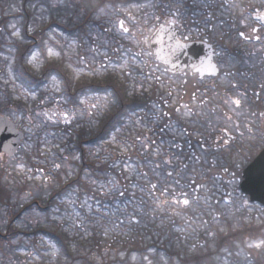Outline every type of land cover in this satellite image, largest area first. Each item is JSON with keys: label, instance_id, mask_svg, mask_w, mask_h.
Returning <instances> with one entry per match:
<instances>
[{"label": "flooded vegetation", "instance_id": "1", "mask_svg": "<svg viewBox=\"0 0 264 264\" xmlns=\"http://www.w3.org/2000/svg\"><path fill=\"white\" fill-rule=\"evenodd\" d=\"M81 5L82 13L68 4L69 65L56 71H65L66 78L64 83L54 78L60 87L55 107L62 102L65 108L62 124L71 157L78 150L82 154L72 158V166L81 163L77 172L88 176L101 171L98 212L104 210L99 198L108 153L112 169L128 178L123 184L115 180L121 193L136 192L144 183L150 200H162L153 205L164 220L158 232L178 234L190 227L196 246L208 235L264 218V206L252 203L242 189L245 173L264 157V0H83ZM77 13L80 23L73 20ZM171 19L178 24L168 23ZM160 31L164 42L179 39L187 45L178 60L172 57L175 68L165 62L168 46L164 62L155 56L151 42ZM201 61L217 71L197 72L192 65L201 67ZM183 199L189 204L177 203ZM96 206L87 204L92 214ZM121 213L119 226L128 236L137 234L139 221L130 222L134 208Z\"/></svg>", "mask_w": 264, "mask_h": 264}, {"label": "trees", "instance_id": "2", "mask_svg": "<svg viewBox=\"0 0 264 264\" xmlns=\"http://www.w3.org/2000/svg\"><path fill=\"white\" fill-rule=\"evenodd\" d=\"M30 4L31 0H21L19 7L21 12L9 14L11 11L10 2L0 0V116H5L4 112L8 107L14 106V108L22 110L26 108L21 101L17 104L12 101V92L6 88L3 82L2 76L6 75V57L10 56L13 59L12 74L16 86L21 87L30 94H36L38 97L40 95L41 100H43V90L49 87L53 78L59 79L61 83L65 82V71H62V73L56 72L59 68L52 62H46V69L43 72H36L28 65V60L33 54L39 52L42 58L47 61L48 45L65 58L67 47H64L63 44L55 45L50 42L49 32L61 33L62 38L64 37L62 40L66 41L71 34L70 27L68 24L64 25L53 20L48 24L40 23L37 20L32 22V16L27 12V7ZM33 24H41V28L35 35H31L29 31L30 26H33ZM12 26L19 28L21 38L9 42L8 38L11 39L13 35ZM63 92L66 98L65 88ZM2 96L7 98V106L1 104ZM42 103L37 106L42 107ZM57 140H60L63 154H58L57 159H55L56 162L52 166L47 167L39 164L44 158L40 145L37 146V149H32V151L26 153V166L33 171V176L39 174L42 178L41 183L36 185L39 190L36 197L31 190L28 179L26 177L22 178L17 173L16 168L9 165L7 158L6 163L0 166V212L3 220V230H0V256L2 260L19 262V260H22L21 252L23 251L29 254L27 257L29 259H34V257L41 259L39 264H149L145 261L146 258L152 260L151 264H163L161 255L166 260L165 264H226L227 262L228 264H264V246L260 248L249 247L250 244L264 241V223L259 225L249 223L238 230L228 229L224 232H218L213 237L208 235L204 240L205 244L196 246H193L194 241L191 242L188 238H181L173 232H158L156 226L152 227L154 232L151 228L152 232L146 231V235L137 233L128 236L126 240L120 237L111 241H106L100 230H95L94 227H91L93 235L90 239L85 240L83 233H80V230H84L81 223L76 226L77 234L73 236L67 235L62 225L53 231L46 229L22 231L19 229L18 224L24 216L35 211L50 218L57 210L66 211L62 206L67 200L76 201V209L83 217L88 219L89 225L85 226H94L98 221L120 227L118 221L124 219L121 211L123 209L132 211L134 208V214L137 215V208L139 207L148 226L152 225L153 220L162 219V217L159 218L161 213L158 212L161 210L153 207V205L162 204V200H150L148 198L150 191L144 183L143 186L138 185L136 192L130 190L123 195L119 192L118 187L108 193L104 191V194L100 195L99 198L103 203L104 210L99 213L97 209L99 203L97 181L101 171H91V176H88L83 170L80 174L77 172V168H81V163L77 168L72 166V158L82 157V154L78 150L71 157L65 126L60 133L58 132ZM27 142L28 137L26 136L23 146ZM35 159L38 163L34 164ZM62 164L69 166L63 177L60 174ZM56 165H59V167L57 168ZM112 167L111 155L107 153L104 183L113 179L114 181H123L121 182L123 184L124 180L128 179L126 173L120 175ZM138 183L140 182L138 181ZM25 194H31L33 197L28 204L22 203ZM141 202H143V205ZM87 204L91 206L97 204L91 216H86L85 206L87 207ZM155 235L159 240H154L155 237L153 236ZM162 240L163 245L159 243ZM45 241H49L58 249L59 256L57 258L50 259L44 256L42 245ZM167 245L169 246L167 247ZM151 252H153V256ZM122 253L125 254L123 258L119 256ZM133 255L139 256L142 261L133 263ZM49 259L54 262H48Z\"/></svg>", "mask_w": 264, "mask_h": 264}, {"label": "rangeland", "instance_id": "3", "mask_svg": "<svg viewBox=\"0 0 264 264\" xmlns=\"http://www.w3.org/2000/svg\"><path fill=\"white\" fill-rule=\"evenodd\" d=\"M11 4V11L9 14H15L16 12L19 13L21 10L20 2L21 0H8ZM82 1L83 0H31V4L27 7V12L32 16V22H35V20L39 21L40 23L48 24V22H51V20L59 22L61 24H70V18L71 14L70 11H68V4L69 8L74 6V10L82 13ZM78 14V13H77ZM82 15L78 14V16H73V20L76 23H80L82 21ZM72 20V21H73ZM73 21V22H74ZM41 28V24L30 26V34L35 35L37 31ZM11 31L13 32V35L10 38H8L9 42H14V40H20L21 33L19 31V28L16 26L11 27ZM58 31V30H56ZM15 32H19V35H14ZM50 37L49 41L54 43L55 45L60 44L66 46V41H63L62 34L49 32ZM51 49L52 54H49V50ZM66 56V53H65ZM6 57V56H5ZM4 57V58H5ZM68 57V55H67ZM3 58V59H4ZM60 55V53L53 49V47H49L47 49V55L46 59L47 61L42 58L41 54L39 52L33 54L29 60L28 65L30 68L34 69L36 72H43V70L46 69V62L50 61L53 64L56 65L58 68H62L63 70H67L68 68V60H66V57L63 58ZM13 59L10 58V56L5 58V67H6V75L2 76L3 82L5 83L6 88L12 92L11 99L14 103L17 104L20 101L24 104L26 107L25 110L17 109L13 107H8L7 110H5L4 115L5 117H8L12 122H14L17 127L23 131L26 136L28 137V142L25 143L23 146V149L19 152L16 158L9 160V165L14 166L17 170V173L22 177H26L28 179L29 184H31V190L34 192V196H38V188L36 185L41 183L42 178L39 174H35L36 176H33V171L29 169V167L26 166V153L37 149V146H41L42 154L44 158L39 162L41 166H52L57 159V156L59 153L63 154V148L60 145V140H57L58 132H60L62 129H64V125L62 122L65 120L64 118V112L65 108H63L62 102L57 103V106L55 107V98L57 96V93L59 91L58 88H60L57 85V81L53 78L50 81L49 87L45 88L42 92L43 96L41 100V97L36 94H30L23 90L21 87L16 86L15 79L12 74V68H13ZM42 103V107H38L37 105ZM1 104H4L7 106V98L5 96H2ZM57 112L62 113V116L60 114H57ZM59 115V116H57ZM58 141V142H57ZM36 160V161H35ZM33 162L38 163L37 159H35ZM6 163V157H0V166L1 164ZM39 167V166H38ZM67 164L61 165V172L60 174L65 176V172L68 170ZM1 171V168H0ZM71 175V173H70ZM110 182H105L101 188L106 191L107 193L109 191H113L116 189V183L115 181L109 180ZM12 184V181H10ZM14 183V182H13ZM13 185V184H12ZM120 192V191H119ZM33 197L31 194H25L22 199L23 204H28L30 201H32ZM77 203L76 201L67 200L64 204V207L66 211H60L57 210L54 212L53 215L47 217L45 214L39 213V212H32L31 214H28L24 216L21 220V222L18 224L19 229L22 231H36L40 229H46L49 231H53L54 229H58L60 225L63 226V230L67 235H75L76 233V226H78L79 223L83 225L84 230H80V233L84 235L85 240L90 239V237L93 235L91 231V227H94L96 230H100L102 236H104L106 241H111L116 238L122 237L123 240H126L128 237L127 234V228L126 227H117L115 224L108 225L107 223H100L97 221L94 226H85L89 225L88 219L83 217L79 211L76 209ZM86 210V216H91V213L89 212V209L85 206ZM125 210V209H124ZM138 214H134L131 219L135 218L137 219L138 225L134 226L136 228V231L140 234L146 235V231L154 232L152 227L160 228L162 226V223H164V220H153L152 225L148 226L146 220L144 219V216L141 214V208H137ZM104 215V214H103ZM180 220H183V217H179ZM119 223V221H118ZM264 223V218H260L258 220L257 225ZM219 226V225H218ZM152 228V231H151ZM0 230H3V220H2V213L0 212ZM225 229L221 232H224ZM194 231L191 230L190 227H188L186 230H183L178 232V234H183L186 236L191 242L194 241ZM156 234V233H155ZM196 234V233H195ZM149 236V234H148ZM154 240H159V238L155 236ZM152 238V237H151ZM163 245V240L160 241ZM213 245V244H212ZM169 245H167L168 247ZM44 256L47 258H57L59 256L58 249L51 244L49 241H45L42 245ZM153 252H151V255ZM29 254L21 252V258L22 260H19V262L15 261H4L1 259L0 256V264H32L33 262L35 264H39L41 262V259L34 257V259L27 258ZM120 257H124L125 254H119ZM153 256V255H152ZM48 262H54L53 260H50ZM36 260V261H35ZM161 260L163 264H165L166 260L164 259V256L161 255ZM142 261L139 256L133 255L132 262L133 263H139ZM145 261H147L149 264L152 263V260L150 258H146ZM228 264V262L226 263Z\"/></svg>", "mask_w": 264, "mask_h": 264}, {"label": "water", "instance_id": "4", "mask_svg": "<svg viewBox=\"0 0 264 264\" xmlns=\"http://www.w3.org/2000/svg\"><path fill=\"white\" fill-rule=\"evenodd\" d=\"M165 32H158L152 39L151 46L154 50L158 61L164 62V53L168 46L176 41L164 42ZM164 57V59H161ZM25 140L23 132L19 131L16 125L7 117H0V156L6 155L9 159H13L19 152L22 143ZM243 192L250 197L252 203H259L264 206V157L262 156L251 169L245 173V183L242 185Z\"/></svg>", "mask_w": 264, "mask_h": 264}, {"label": "snow or ice", "instance_id": "5", "mask_svg": "<svg viewBox=\"0 0 264 264\" xmlns=\"http://www.w3.org/2000/svg\"><path fill=\"white\" fill-rule=\"evenodd\" d=\"M261 19H264V16H261ZM119 23H120V27L123 29L124 32H129V29L124 26V22L123 21H120ZM168 23H170L171 25H176V24H178V21L176 19H171ZM253 31H258V29H254ZM14 35H17L18 36L19 35V32H15ZM240 35L242 37H244L245 34L243 32H241ZM174 37H175V32H170L169 39H173ZM245 38L247 39V37H245ZM256 39L259 40L260 37L257 36ZM186 47H187L186 44H182L179 39H176L175 44L173 46H171L170 57L165 62L166 63H171L174 68L177 67V64L176 63H173L172 57H176V59L178 60L179 59L178 53H181L182 50L185 49ZM49 54L50 55L52 54L51 49L49 50ZM192 56H194L197 59H199L200 52L194 50L192 52ZM161 59H164V57H161ZM201 65H202L201 67H196V65L193 64L192 67H194L196 69V71L197 72H200V73H203L204 71H210V72L215 73L217 71V68H216V65L215 64H206L204 61H201ZM233 103L235 105L239 106L241 104V101L239 99H235L233 101ZM184 107H187V105H185ZM177 111H179V109H177ZM261 115L264 116V113H261ZM224 131L227 134V130L225 129ZM241 135H243V134L241 133ZM224 143L227 144L228 143V140H225ZM169 163H171V161H169ZM56 167L58 168L59 165H56ZM228 171H229L228 168H224V172H228ZM151 187L153 189H155L156 188V185L153 184V185H151ZM121 195H123V193H121ZM181 202L184 205H188L189 204V200L188 199H183L182 201H177V203H181ZM253 246L256 247V248H260L261 246H264V241H260L258 243L250 244L249 245V247H253Z\"/></svg>", "mask_w": 264, "mask_h": 264}]
</instances>
